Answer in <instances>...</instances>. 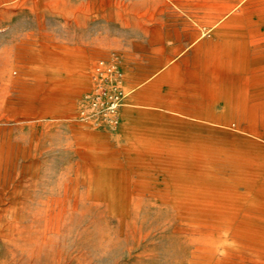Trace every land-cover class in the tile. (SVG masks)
I'll return each instance as SVG.
<instances>
[{
    "label": "rangeland",
    "instance_id": "374dc122",
    "mask_svg": "<svg viewBox=\"0 0 264 264\" xmlns=\"http://www.w3.org/2000/svg\"><path fill=\"white\" fill-rule=\"evenodd\" d=\"M0 264H264V0H0Z\"/></svg>",
    "mask_w": 264,
    "mask_h": 264
},
{
    "label": "crops",
    "instance_id": "0c3cea01",
    "mask_svg": "<svg viewBox=\"0 0 264 264\" xmlns=\"http://www.w3.org/2000/svg\"><path fill=\"white\" fill-rule=\"evenodd\" d=\"M255 40H258V38L255 36L254 32H251L245 25L233 28V34L227 40L230 58L251 62L250 69L244 74L252 75L255 73L254 70L259 71L260 67L263 66L262 57H260L259 54L250 53L248 48L249 44ZM217 69V71H219V68ZM218 73L222 78L221 72L219 71Z\"/></svg>",
    "mask_w": 264,
    "mask_h": 264
},
{
    "label": "built area",
    "instance_id": "2783aa9c",
    "mask_svg": "<svg viewBox=\"0 0 264 264\" xmlns=\"http://www.w3.org/2000/svg\"><path fill=\"white\" fill-rule=\"evenodd\" d=\"M117 99H118V97H117L116 94H115V96H114V100H113V101H116ZM94 103H95V105H99V102H98L97 100H96ZM114 106H115V104L112 105V109H113V110H114V108H115Z\"/></svg>",
    "mask_w": 264,
    "mask_h": 264
},
{
    "label": "bare ground",
    "instance_id": "6f19581e",
    "mask_svg": "<svg viewBox=\"0 0 264 264\" xmlns=\"http://www.w3.org/2000/svg\"><path fill=\"white\" fill-rule=\"evenodd\" d=\"M102 63H100V65L96 68V72L98 73H100L101 72V69H102Z\"/></svg>",
    "mask_w": 264,
    "mask_h": 264
}]
</instances>
